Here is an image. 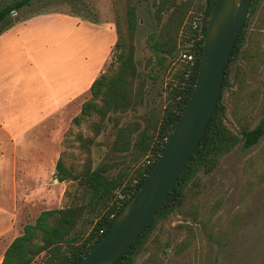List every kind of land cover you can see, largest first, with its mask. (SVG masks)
Returning a JSON list of instances; mask_svg holds the SVG:
<instances>
[{"label": "rangeland", "instance_id": "374dc122", "mask_svg": "<svg viewBox=\"0 0 264 264\" xmlns=\"http://www.w3.org/2000/svg\"><path fill=\"white\" fill-rule=\"evenodd\" d=\"M5 1L9 0H0V3ZM113 1L121 14L124 0H32L29 6L11 13L10 16L17 20L3 29L0 36L15 31V94L19 85L23 93L24 88L27 90L32 85L30 78L38 79L40 64L33 66L30 58L33 52L44 50L52 80L63 74L62 91L53 94L67 93L65 111H73L87 99L93 78L115 67ZM152 1L130 0L137 16L132 39L134 57L138 72L144 75L145 93L143 103L135 111L123 115L121 123L126 120L141 122L149 109L161 107L166 84L181 64L177 52L186 45V42L179 43L166 68L165 64L147 63L151 55L147 35L155 31ZM195 17L198 18L194 16L193 19ZM121 25L124 28L123 20ZM244 33L245 43L240 56L228 67L229 87L224 88L221 98L224 122L236 133L241 126L252 128L264 120V0H258L253 12L247 15ZM21 47H24L22 51ZM56 63H61L64 71H59ZM11 67L0 63V70H11ZM59 87L60 84H53V91ZM19 105L24 109L28 103L20 102ZM95 119L96 116H92L79 125H73L70 119L62 137L56 134L52 151H57L58 157L61 154L66 166L78 171L87 162L93 168L111 164L104 173L111 177L145 159L134 162L130 153L109 150L114 137L109 121L93 137L88 151L80 149L74 136L77 132L91 136L89 122ZM30 136L31 131L26 132L20 140L30 141ZM54 178L53 168L46 183L52 184ZM58 182L60 192L54 190L44 202L34 205L32 214L67 204L63 192L75 191L77 184L71 180ZM189 192L190 215L174 211L157 221L131 264H142L150 251H156V264H264V134L249 148L235 146L209 173L198 172V182ZM3 204L8 207L9 198H3ZM90 217L92 215L87 212L83 215V218ZM80 226L86 227V231L89 227L87 223ZM31 264H42L41 255Z\"/></svg>", "mask_w": 264, "mask_h": 264}, {"label": "trees", "instance_id": "16d2710c", "mask_svg": "<svg viewBox=\"0 0 264 264\" xmlns=\"http://www.w3.org/2000/svg\"><path fill=\"white\" fill-rule=\"evenodd\" d=\"M214 0H153L152 19L155 31L147 35L151 55L147 63L159 66L170 62L177 52L179 43L188 44L192 53L190 62H181L172 79L166 84V94L161 107L149 109L141 122L126 120L122 116L135 111L144 101L143 76L138 72L132 43L137 23L136 7L124 0L119 14L113 1L115 41L113 56L115 67L100 72L88 86L89 97L82 101L79 111L71 118L73 125L96 116L89 122L92 135L77 132L74 139L78 147L88 151L89 145L106 125L111 122L114 137L109 144L112 152L130 153L134 160L145 157L141 163L125 167L114 176L104 173L111 164L93 168L90 162L78 171L66 166L61 154L54 165L57 181H75V191L65 190L67 204L58 208L45 209L38 213L33 223L22 226L4 249L0 264H31L41 255L42 264H75L88 249L105 233L120 208L134 195L154 161L160 154L179 114L189 96L201 51L205 26ZM258 0H249L248 14L252 13ZM32 0H9L0 3V33L17 18L10 16ZM198 16V27L192 28L191 21ZM124 22V28L122 24ZM247 18L239 31L228 60L225 64L221 89L216 105L200 135L193 151L187 158L173 184L166 193L153 217L141 230L136 239L127 246L110 264H131L142 248V243L154 224L172 212L190 215L187 195L198 182V172L209 173L219 159L235 146L249 148L264 134V120L252 128L241 126L239 132L231 131L224 122V104L221 101L224 88L229 87L227 71L241 53L244 45V29ZM153 60V63H152ZM167 61V62H166ZM149 76V75H148ZM92 217L83 218L84 213ZM87 223L89 227H81ZM86 231V232H85ZM156 251H150L142 264H156Z\"/></svg>", "mask_w": 264, "mask_h": 264}, {"label": "crops", "instance_id": "0c3cea01", "mask_svg": "<svg viewBox=\"0 0 264 264\" xmlns=\"http://www.w3.org/2000/svg\"><path fill=\"white\" fill-rule=\"evenodd\" d=\"M0 37V63L12 66L11 70H0L1 261L4 249L20 234L22 226L33 223L42 211L32 214L33 206L44 202L51 192H60L61 186L55 178L52 184L46 183L58 158V152L52 151V144L56 134L62 137L69 120L78 113L82 101L73 111H65L67 93L53 94L62 91L63 74L52 80L44 50L33 52L30 58L33 66L40 64L38 79L30 78L32 85L27 90L24 88L23 93L19 85L15 94V31ZM57 66L59 71H64L61 63H56ZM53 84H60L59 89L53 91ZM20 102L28 103V106L22 109ZM30 131V141L20 140L23 134ZM3 198H9L8 207L3 204Z\"/></svg>", "mask_w": 264, "mask_h": 264}, {"label": "water", "instance_id": "95a60500", "mask_svg": "<svg viewBox=\"0 0 264 264\" xmlns=\"http://www.w3.org/2000/svg\"><path fill=\"white\" fill-rule=\"evenodd\" d=\"M248 9L249 0L213 1L189 96L160 154L105 233L75 264H110L153 217L216 105L224 67Z\"/></svg>", "mask_w": 264, "mask_h": 264}, {"label": "built area", "instance_id": "2783aa9c", "mask_svg": "<svg viewBox=\"0 0 264 264\" xmlns=\"http://www.w3.org/2000/svg\"><path fill=\"white\" fill-rule=\"evenodd\" d=\"M191 26L192 28H197L198 27V18H194L191 21ZM187 45H185L184 48H180L177 52V59L181 62H190L192 60V53L188 50Z\"/></svg>", "mask_w": 264, "mask_h": 264}]
</instances>
